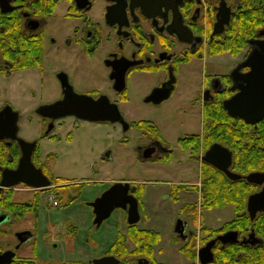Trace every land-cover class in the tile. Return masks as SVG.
<instances>
[{
	"label": "flooded vegetation",
	"instance_id": "1",
	"mask_svg": "<svg viewBox=\"0 0 264 264\" xmlns=\"http://www.w3.org/2000/svg\"><path fill=\"white\" fill-rule=\"evenodd\" d=\"M60 1L0 0V86L10 85L16 80L15 83L19 87L35 92L34 86L37 83L32 78L39 76L38 74L43 77L47 70L53 72L60 86L59 96L48 95L46 102L40 103L38 105L40 107H37V115L49 125L41 139L28 141L19 135L20 112L11 101L4 102L0 107V218L2 219L0 264H94L95 259L108 256L116 257L120 261L119 264H152L148 255L133 253L139 247L136 243L139 233L143 231L157 232L160 235L159 243L162 241L160 231L139 227L142 215L149 219L176 214L172 239L181 253V247L192 242L196 250V260L193 261L195 264L199 260V250L210 241L217 239L213 252L219 244L223 246L231 244H224L218 240V237L231 230L210 237L211 231L218 228H211L204 222L202 216L204 210L232 205L207 207L203 204L204 176L206 167L212 166L233 182L246 181L248 184L241 187L243 189H240L239 194L242 197L239 200L246 199V211L252 220L258 214L264 213L258 211L255 218H252L248 206L250 196L263 191L264 180L257 183L246 179L251 173L264 172V119L257 124L249 123L243 118L232 116L224 105L226 100L240 92L234 80V73L237 71V74L243 75L251 71L250 67L242 64L253 49L249 41L264 39V36L259 35L261 30L255 37L249 39V52L233 64L231 70L225 73H206L203 82L197 86L194 97L188 99L192 107L202 108V132L179 137V147L171 146L153 120L140 117L128 120L121 106L129 102L127 90L132 80L144 81L150 78L155 80V84L148 96L154 89L164 86L169 81H173V90L168 99L159 103L146 101L147 96L145 98L147 103L161 105L176 92L183 100L185 98L183 90L189 87L188 78L193 71L190 66L216 56L210 52L216 44L227 38L229 33L227 28L241 9L240 0H62L63 8L57 15ZM221 7L231 10V20L224 31L216 33ZM244 50L245 47L238 54L226 53L237 58ZM239 82L244 83L242 79ZM74 94L90 97L94 101L104 98L110 104L117 105L124 123L129 125V128H137L147 136V143L138 149L140 159L172 163L177 148L178 151L190 153L198 162L200 173L198 181L177 182L160 179L110 181L93 178L78 180L55 174L52 165L54 159L59 160V154L53 151L50 145L45 146L44 142L49 139L56 141V145L60 144L62 135L58 134L56 129L58 126L62 129L67 124L66 120L73 119L74 123L83 121L120 123L124 127L121 121H90L76 115L56 118L54 115L46 116L40 112L41 108L49 105L70 103ZM220 98L224 109L231 117H226L225 120L230 122L232 119L245 130L242 135L244 142L240 147V152L243 153L239 158L229 145L214 141L213 132L204 134L205 110L206 108L213 110L214 103H218ZM143 122L156 125L160 131L150 132L135 126ZM246 124L257 132L249 131ZM72 137L73 133H68L67 138ZM22 139L33 144L28 162L24 157ZM216 143L229 149L232 154L229 170L240 175L241 178L234 180L226 172L205 160L207 151ZM146 151L151 152V155L147 156ZM21 168L24 170L21 177L39 182L42 179L38 173H41L50 184L38 187L21 180L16 184L8 185L10 181L5 179V174ZM97 169L96 165H93V170ZM117 182L130 183L129 194L137 200L140 218L138 222L131 224L128 220L129 209L116 208L115 210L123 211L127 228L116 232L115 239L106 246L100 256L90 259L80 257L84 256L90 239L88 235H82L79 226L74 223L67 227L64 237H60L57 243L40 241L41 206L48 211L66 210L83 199L87 185L102 186L110 183L105 190L86 202L91 208L89 217L92 224L100 228L115 210L109 218L97 226L94 222L96 214L91 203ZM162 185L168 186L169 197L173 203V206L166 210L154 207L155 204L160 206L162 201L157 195V190L154 191L152 188ZM236 185L241 186L239 183ZM17 193H31L32 198L19 200L16 199ZM151 193H153L152 199L146 201ZM191 193L196 194V200L189 198L178 206L182 196ZM235 214L234 209V217ZM29 218H31L30 223L24 225L23 221ZM190 219L193 226L189 223ZM235 231L239 235L238 241L246 245L255 246L262 242L256 236L254 229L247 228L242 234ZM41 248H44L47 256L43 260H38ZM97 251L98 249H94V252ZM155 251L164 250L159 248ZM26 252H31V255L24 254ZM186 259L191 261L189 258ZM214 261L212 264H215Z\"/></svg>",
	"mask_w": 264,
	"mask_h": 264
},
{
	"label": "rangeland",
	"instance_id": "2",
	"mask_svg": "<svg viewBox=\"0 0 264 264\" xmlns=\"http://www.w3.org/2000/svg\"><path fill=\"white\" fill-rule=\"evenodd\" d=\"M62 8L63 1L61 0L56 11L57 15ZM248 52L249 46H246L237 58H233L229 53H224L193 63L190 66L193 71L188 78L190 85L183 90L185 95L183 100L176 92L172 98L161 105L147 103L145 98L151 92L155 80L151 78L144 81L135 80L133 82L132 80L127 90L129 102L122 104L121 110L128 120H133L136 117L153 120L165 134L166 140L171 146L174 148L179 147V137L202 132V108L192 107L188 99L194 97L195 90L203 82L206 73H225L229 71L233 64L240 61L244 57L243 55ZM38 75L32 78L37 83L34 86L35 92L19 87L15 83L16 80L10 85L0 86V107L8 100L13 103L16 110L20 112L19 135L28 141L41 139L49 127L47 121H42L37 115V107H40L38 105L46 102L48 95L57 97L60 94L59 83L52 71L47 70L43 77L40 74ZM66 122L67 124L62 129H59V126L56 129L57 133L62 135L60 144L56 145V141H50L49 139L44 142L45 146L50 145L51 149L59 154V160L54 159L52 165L53 172L57 175L78 180L93 178L110 181L160 179L161 181L197 182L199 179L200 173L196 159L191 157L188 152L178 151V148L175 151L176 154L172 163L140 159L138 149L147 143V136L135 127L124 130L123 125L120 123L84 121L74 123L73 119L66 120ZM68 133H73L71 139L67 138ZM93 165H96L98 169L94 171ZM109 185L110 183L102 186L87 185L83 199L78 200L74 206L66 210L48 211L44 206H41L40 241L57 243L60 237H64L63 234L67 232V227L74 223L79 226L80 233L88 235L90 239L89 244L86 245L84 256L80 257L90 259L100 256L106 246L113 242L116 232L127 228L121 209L115 210L100 228L94 226L89 217L91 208L87 206V200L95 197ZM152 189L157 190L158 197L164 203L163 206L162 203H160V206L155 204V208L166 210L168 207L173 206L167 185ZM151 196H153V193L148 195L146 201L151 200ZM196 197L195 193L184 194L178 206L189 198L196 200ZM31 198V193L16 194V199L19 200H29ZM202 216L207 226L219 228L234 218V207L228 205L223 208L204 210ZM176 217V214H166L148 219L142 215L139 222V227L160 231L162 241L155 247V250L162 248L164 251L161 254L159 251V255L156 253L158 251H155V256L156 258L158 256L159 261H170L175 258V254L181 256L179 255L178 245L172 239ZM30 219L23 221L24 225L29 224ZM189 223L193 226L191 219ZM19 227L18 229H20ZM68 248L73 249L69 246ZM94 249H98V251L94 252ZM71 253L73 254V252ZM165 253L166 255H164ZM24 254L31 255V252ZM46 256L44 248H41L38 260H43ZM181 258V260H185L184 258L187 257L183 255ZM190 262L193 264L192 261Z\"/></svg>",
	"mask_w": 264,
	"mask_h": 264
},
{
	"label": "water",
	"instance_id": "3",
	"mask_svg": "<svg viewBox=\"0 0 264 264\" xmlns=\"http://www.w3.org/2000/svg\"><path fill=\"white\" fill-rule=\"evenodd\" d=\"M230 20L231 10L229 8L221 7L215 32L221 33L224 31L225 26L230 23ZM259 35L264 36V29L259 32ZM249 43L252 44L253 49L242 66L250 67L251 71L243 75L237 74V71L234 73V80L238 84L240 92L226 100L224 105L232 116L240 117L249 123L257 124L264 119V39L250 40ZM242 66H239V68ZM240 79H242L244 83L239 82ZM172 90L173 81H169L164 86L154 89L146 101L159 103L168 99ZM40 112L46 116L54 115L56 118L66 115H76L82 119L90 121H121L124 123L122 114L117 105L110 104L104 98L94 101L90 97L77 94H74L70 103L62 102L49 105L41 108ZM128 128L129 125L124 123V129L127 130ZM21 143L25 151L24 157L26 162H28L30 161L33 144L23 139L21 140ZM146 152L147 156L151 155V152ZM231 159L232 154L229 149L220 143L214 144L207 151L205 156L206 161L214 164V166L226 172L230 178L236 180L241 178V176L229 170ZM23 172V168L15 172H7L5 174V179L10 181L7 184L13 185L21 180H26L30 185L38 187L50 184V182L46 180V177L41 173L38 174L41 176L42 181L34 182L32 179L21 177V173ZM246 179L249 182L261 183L264 180V172L251 173L246 176ZM129 188L130 183L117 182L110 189L105 191L102 196L96 199V201L91 203L96 214L94 222L97 226H100L104 220L109 218L112 212L118 207L129 209V223L134 224L138 222L140 215L138 212L137 200L133 195L129 194ZM248 206L252 218H255L258 211H264V189L262 192L250 196ZM1 221L2 219L0 218V222ZM176 231H178L177 228ZM238 236V232L230 231L218 237V240L224 244L235 243L238 241ZM216 241L217 239L210 241L206 246L199 250L201 264H212L214 261L215 254L213 252V247L216 244ZM119 263L120 261L114 256L94 260V264Z\"/></svg>",
	"mask_w": 264,
	"mask_h": 264
},
{
	"label": "trees",
	"instance_id": "4",
	"mask_svg": "<svg viewBox=\"0 0 264 264\" xmlns=\"http://www.w3.org/2000/svg\"><path fill=\"white\" fill-rule=\"evenodd\" d=\"M240 4L241 9L232 18L231 24L227 28L229 31L227 38L225 41L216 44L212 48L211 54L218 55L226 52L238 54L244 47L248 46L249 39L255 37L260 30L264 29V0H240ZM222 98L219 99L218 103H214L213 110L206 108L204 134L207 135L213 132L214 141L229 145L239 158L240 154L243 153L240 152V147L241 143L244 142L242 135L245 130L241 128L240 124L234 123L232 119L230 122L225 120L226 117H231L223 107ZM135 126L150 132L160 131L156 125H150L145 122ZM246 126L249 131L257 132V130H253V127L249 128L247 124ZM246 131L249 133L248 130ZM237 183L241 184V186L237 187ZM247 184L246 181L233 182L218 169L212 166L206 167L203 204L207 207H223L227 204H232L236 212L235 217L231 221L221 228L212 230L210 237L230 230H237L242 234L248 228L254 229L256 236L262 241L255 246L246 245L239 241L225 246L219 244L214 248L215 264H264V213L258 214L252 220L246 211V199L242 200L243 202L239 200L242 197L239 194L240 189H243L241 187ZM139 234V242L137 241L136 243L139 245V250L136 248L133 253L146 254L151 259L152 264H162L155 259L154 249L160 241V235L151 230L143 231ZM142 244L145 245L142 246ZM123 248L125 247L123 246ZM181 251L192 262L196 260V250H194L192 242L181 247Z\"/></svg>",
	"mask_w": 264,
	"mask_h": 264
},
{
	"label": "crops",
	"instance_id": "5",
	"mask_svg": "<svg viewBox=\"0 0 264 264\" xmlns=\"http://www.w3.org/2000/svg\"><path fill=\"white\" fill-rule=\"evenodd\" d=\"M159 255V251L156 252ZM161 254V252H160ZM166 255V253L164 254ZM179 255L183 256V254L180 252ZM181 256H178L177 254H175V258L170 260V261H160V263L162 264H191V262L189 260H187L186 258H184L185 260H181ZM157 260H158V256H157ZM159 261V260H158Z\"/></svg>",
	"mask_w": 264,
	"mask_h": 264
}]
</instances>
